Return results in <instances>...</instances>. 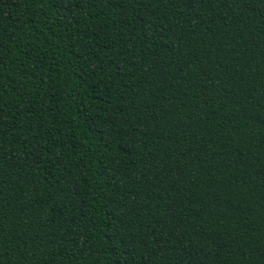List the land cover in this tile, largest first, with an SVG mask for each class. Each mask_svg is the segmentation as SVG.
I'll return each mask as SVG.
<instances>
[{"label":"trees","instance_id":"1","mask_svg":"<svg viewBox=\"0 0 264 264\" xmlns=\"http://www.w3.org/2000/svg\"><path fill=\"white\" fill-rule=\"evenodd\" d=\"M0 264H264V0H0Z\"/></svg>","mask_w":264,"mask_h":264}]
</instances>
